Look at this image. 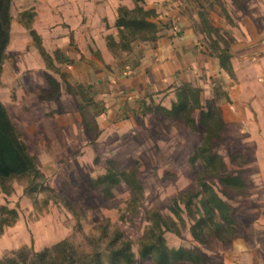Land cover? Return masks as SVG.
<instances>
[{
    "label": "rangeland",
    "instance_id": "rangeland-1",
    "mask_svg": "<svg viewBox=\"0 0 264 264\" xmlns=\"http://www.w3.org/2000/svg\"><path fill=\"white\" fill-rule=\"evenodd\" d=\"M84 1L77 2L83 5ZM77 2H11V38L0 75V98L7 103L15 122L30 126L28 129L25 126V139L38 160L45 184L51 189H45L41 181L31 177L0 181V207L15 208L19 213L15 224L6 226L0 235V263L16 256L23 246L42 251L64 240L71 244L78 259L91 255L92 242L99 251L107 252L108 241L119 227L133 242L134 264H154L138 252L149 224L148 213L159 211L177 223V228L171 225L172 231L165 233L170 248L212 253L211 264H264V86L253 80L236 86L242 70L250 75L249 63L236 61L235 80L232 79L218 59L209 55L212 38L203 29L200 13L212 26L213 39L219 40L221 34L230 44L235 39L257 36L256 25L264 26V15L250 16L239 0H146V7L159 13L162 38L183 36L184 29L190 35L188 44L178 43L175 49L164 51L163 56L171 55V66L179 67L181 72L165 78V89L157 92L154 86L157 79L149 76L150 82L134 64L141 53L147 54L154 45H165H161L165 41L135 42L134 53H120L111 47L112 38L118 40L119 35L118 8L121 5L133 8V1L88 0L84 16L71 11ZM258 4L264 9V0H258ZM32 30L41 36L43 48L53 59L50 65L55 69L47 65L38 49L39 42L33 40ZM220 43L225 47L223 41ZM59 51L63 54L61 58L56 55ZM181 53L190 58H186L187 63L181 59ZM258 69L260 76L263 72ZM162 74L168 75V71ZM49 75L60 81L59 97L63 96L64 103L62 98L60 101L67 110L59 109L55 100L39 97L49 95ZM79 83L94 84L95 99L107 107L100 115L94 114L95 110H86L89 131L77 106L83 98L71 94L67 87L71 84L75 88ZM142 83L147 88L139 94ZM182 84L201 91L204 109L207 103L221 106L226 127L221 138L215 140L213 151L223 158L226 174L240 175L245 187L225 188L220 178L205 176L200 159L193 160L206 135V128L200 123L201 110L193 113L196 130L154 112L136 113L142 98L153 108L158 105L169 108ZM226 93L229 97L232 94L233 100L227 102ZM31 111L36 113L35 121L39 119L42 123L52 120L55 112L64 113L58 120L69 125L67 135L57 125L59 136L47 138L40 124L31 127L36 123L27 116ZM113 160L123 170H136L144 189L140 202L131 201L132 191L124 182L110 188L108 194L104 187L95 185L94 181L105 174ZM201 176L232 207L236 232L230 240L213 239L210 245H202L191 233L193 220L183 205L184 227L170 211L175 198L201 190ZM210 263L208 260L204 264Z\"/></svg>",
    "mask_w": 264,
    "mask_h": 264
},
{
    "label": "trees",
    "instance_id": "trees-1",
    "mask_svg": "<svg viewBox=\"0 0 264 264\" xmlns=\"http://www.w3.org/2000/svg\"><path fill=\"white\" fill-rule=\"evenodd\" d=\"M133 8L121 5L117 11L116 26L119 29L118 40L111 41V47L117 52L134 53L132 44L138 41L154 44L162 35L160 34V21H157L159 13L153 8H147L146 0H132ZM11 2L12 0H0V75L6 50L11 38ZM203 23V29L207 31L212 38V50L209 55L218 59L221 67L235 80V71L232 65V43L230 44L225 37L219 34V40L212 37L213 28L208 23L206 16L200 13ZM33 40L39 42L38 49L45 58L47 65L52 62V57L42 46L41 36L36 31H31ZM220 41H223L225 47H221ZM139 55L136 58L135 68L144 66L150 74L151 66H155L159 60L158 46L148 51V53ZM57 57H63L61 51L57 52ZM66 61L73 60L64 57ZM53 65V64H52ZM55 69V68H54ZM57 70V69H56ZM181 71L174 69L173 75L178 76ZM64 75V73H62ZM61 74V76H62ZM65 79V78H64ZM51 90L47 96H39L41 99L55 100L59 103L61 84L50 75L48 76ZM67 82V79H65ZM69 92L78 96V109L84 121L87 131H89V121L86 110H95L94 114L100 115L106 112L105 103L98 102L94 97L95 85L79 83L77 87L67 84ZM157 92L165 89L162 81L157 80L154 83ZM145 83L141 85L139 94L145 91ZM154 88V87H153ZM128 91V87H126ZM215 95L218 99L217 90ZM176 99L168 108L158 105L151 107L146 98L138 101L137 114L146 115L154 112L161 114L169 119H174L185 123L191 129H197L196 119L193 113L201 110L200 123L206 128V135L196 150L193 158L200 159L204 164V173L208 177L220 178L221 184L230 189L243 188L246 186L240 175L230 176L226 174V164L221 155L213 151L214 142L221 138V133L226 125L223 119V111L218 103H207L206 109L202 104L201 91L192 88L190 85L182 84L176 89ZM226 100L230 102L229 94L226 93ZM137 121L139 115L136 116ZM110 166L104 175L98 177L94 182L98 187H104L108 194L109 189L124 182L132 191L131 201L140 202L143 194V185L138 179L136 170H123L119 168L116 162L110 161ZM13 177H31L36 181H41L45 189H51L45 184V176L41 172L36 156L30 150L28 144L22 137V132L12 120L9 111L0 98V181ZM201 190L197 192H186L175 198L170 211L180 220V226H185V220L181 213L183 207L188 211L193 223L191 233L194 238L202 245H210L213 239L230 240L236 232V218L232 207L227 203L212 184L207 182L206 177L199 178ZM183 205V207H182ZM19 217L17 209H10L3 205L0 207V235L4 233L6 226L11 227ZM148 226L139 242V255L145 259H151L154 264H204L208 262L207 257L198 250H190L183 247L170 248L167 244L165 233L172 231L171 225L177 228V223L172 219L165 218L159 211H150L148 213ZM106 230V228H105ZM175 233L179 234L176 229ZM93 249L91 255L86 254L83 259H78L71 251V244L64 240L52 247H47L42 251H35L33 248L23 246V248L14 257L3 261L4 264H134L136 254L133 250V242L127 238L123 231L116 227L114 235L108 241V251L101 252L92 242ZM30 250V253L28 252ZM28 252V253H27ZM30 254L32 258L29 257ZM2 264V263H0Z\"/></svg>",
    "mask_w": 264,
    "mask_h": 264
},
{
    "label": "crops",
    "instance_id": "crops-1",
    "mask_svg": "<svg viewBox=\"0 0 264 264\" xmlns=\"http://www.w3.org/2000/svg\"><path fill=\"white\" fill-rule=\"evenodd\" d=\"M71 1L77 2L78 0H71ZM239 1H240L241 5L245 8V10L247 12H249V15L250 16L264 15V9H262L259 6L258 0H257V2H256V0H252L253 3H250V4H246L244 0H239ZM70 10H71V8H70ZM87 10H88V0L84 1V4L83 5H79L78 2L75 3L74 8L71 11H73L75 14H78L79 16H84ZM254 21H255V19H254ZM256 26L258 27V32H259L257 34V36L252 37V38H250V36L245 37V38L243 37L242 39H235L232 42V45L231 46H232V51H233V57H232L233 68L235 67V62L236 61L237 62H240V61H245L246 60L249 63L248 66H249V70L251 71L250 75L248 74L251 77L250 78H247L249 76L245 74L246 71L242 70L241 79H238V83H236V86H239L240 84L245 83L248 80H253V81L257 82L258 84L264 86V72L262 70L263 69L262 66H264V65H262V63H260V61H262L263 64H264V26L259 25V24H257ZM188 33H189V31L186 30V29H184V32L182 34L183 36L172 37L171 40H169L167 38H162L161 37L158 40L160 42L161 41H165L166 43H161V45L162 44H165V45L158 47L159 60H158V62L156 63L155 66H151L150 74H148V72L146 71V69L144 68V66H141L140 67V69L142 71H144L145 75L148 76L150 82H152V81H151V78L149 76H152L154 79L155 78L157 80H160L161 79L162 85L164 86V79L165 78L174 77L173 72H174V69L175 68H173L171 66V63H170L171 62V59L169 57L171 55L170 54L169 55L165 54L163 56V54H164V51L165 50H170L171 47L173 49H175V47H176L175 44H178V43H180V44L187 43L188 44V38L190 37V35H188ZM82 53H83V51H82ZM199 55L200 54L195 55V56H199ZM174 58H175V55H174ZM186 58L188 60H190L189 57H185L181 53V59L184 61V63H187L188 62ZM177 59H178V57H177ZM258 67L260 68V71L263 72L260 76H259V73H258V70H259ZM177 68L180 69L179 67H177ZM165 70L168 71V75H166V74L163 75L162 74V73H164ZM159 74H160V76H159ZM60 93L62 94V87H61V92ZM231 96H232V94H230V98L233 100V98ZM61 98H62L63 103H64L63 96ZM61 98H59V99L61 100ZM2 101L4 102V104L6 105V107H8L7 103L4 100H2ZM60 103H61V105H60L61 107L59 109H66L67 110L66 105H64L62 103V101H60ZM56 104L59 107V103L57 102ZM252 106H253V108L256 111L258 110L255 107L254 103L252 104ZM262 110H264V108H262ZM34 112L35 111L29 112L27 114V116L33 118V120L35 121V119H36V115L35 114L36 113H34ZM9 114H10V111H9ZM63 114H62V112L61 113L60 112H55V113H53V116L52 117H54V118H52V120L48 121L49 120L48 119L47 121L46 120L43 121V123L40 122L39 119H37L38 122L35 121L36 123H33V125H31V127L32 128H35V127H38V125L40 124V127L42 129H44V131L46 132L47 138H50V139H54L57 136H59L58 135V130L56 129L57 127L60 128L62 131H64L65 132V135H67L66 133H67V128L69 127V125H67V123H60L59 120H58L60 118V116L63 115ZM41 117H44V116H41ZM15 124L21 130L22 134H24L22 137H23L24 141L26 142L25 132L24 131H25L26 127L28 129V128H30V126L29 125H21L18 122H15ZM40 132H42V131H40ZM42 134H43V132H42ZM0 197H1V192H0ZM199 251L207 257V259L209 260V263H210L211 254L212 253L210 254V253L205 252V251H202V250H199ZM239 262H242V261L240 260ZM231 264H234V263L232 262ZM241 264H243V263H241Z\"/></svg>",
    "mask_w": 264,
    "mask_h": 264
}]
</instances>
